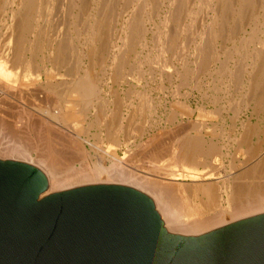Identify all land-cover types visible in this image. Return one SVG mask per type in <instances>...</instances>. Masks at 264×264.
I'll return each instance as SVG.
<instances>
[{
  "label": "bare ground",
  "instance_id": "6f19581e",
  "mask_svg": "<svg viewBox=\"0 0 264 264\" xmlns=\"http://www.w3.org/2000/svg\"><path fill=\"white\" fill-rule=\"evenodd\" d=\"M90 1L92 3V0ZM100 1H101L100 3L103 4V8L99 7L101 10H97L99 9L97 6H99L100 3L99 5H96L95 4L96 1H95V3L93 4L96 5L97 9H95V11L94 10L92 11L91 9L95 8V6L93 7L91 5L93 7L92 8L90 6L91 7L90 10L92 12L88 11L89 9L87 7L85 9H88L87 10L88 12H86L83 9L84 0H0V25H1L0 26L1 27L0 28V111L2 113L3 109L7 107H9L8 109L13 107L15 110V108L17 109V107H19L18 106L19 103H23L22 100L24 101L26 100L31 102L33 106L35 105V107H37L36 109H38L39 111L45 114L44 115L45 117L40 115L41 117L44 118V120L43 119L41 120V117L39 118V116L37 117L39 118L37 120L36 118L37 114L35 115L33 114L35 112H33L32 108L30 107V110H27L25 109L26 107H24V109L21 108L20 110L21 112L20 114H18L19 118H16V120L14 118L15 121H12L9 118L11 121L5 122L6 119L5 120L1 119L2 121L0 122V134L5 135L7 137L8 142L5 143L3 141L5 144L0 143V156H4L8 158L5 160L18 161L28 165H32L35 168H37L39 171H41L42 174L44 175L45 184H46V188L42 194H49L55 191L64 190L81 185H88V184L112 183L116 185L133 188L138 192L146 195L153 201L154 203L153 209L158 214L163 229L165 230V232L170 234H178L182 236L201 234L203 232L221 227L223 225L229 224L231 222L245 218L247 216L263 213L264 189H262L261 186H260L261 189L258 187L260 191L258 190L254 192L255 191L254 189L253 194L251 193L250 195L249 192L247 193L249 194L248 195L249 200H245V203H243L244 200L242 201L239 200L241 202L235 200V196H234V200L237 202H234L232 200V197L235 194L234 191L238 190V188L235 189L234 184L237 177L239 178L240 174L239 172H237V170H235L236 168H234L235 167L234 163L231 167L233 171L229 173L227 172L228 174H225L224 170L226 169L224 168L225 166L224 164H225V157H227L225 152L227 151L223 152V148H222L223 145L221 146L218 143L219 141L214 142L211 139L208 140L205 139L204 136L205 134L203 132L206 129V125L204 122H201L199 120H198L199 122H197V120L195 122L193 120L194 122L191 123L190 126L186 125L187 128L185 129L184 127H182L183 128L182 129L181 126L182 125L185 126V123L182 124L181 120L176 121L177 120L176 116L178 115L174 114L173 117L171 116L172 123L178 122V124L176 125L178 126L177 128L182 129L179 131L180 132L182 131L181 132L182 134L183 132L184 134L186 133L185 138H184V134L183 136L181 135L183 137V139L182 137L180 139L181 143L178 141V143L180 144L179 151H177L178 149L176 151L175 149L173 150L167 149L168 147L164 146L162 142L163 140L161 141L162 138L160 139V137L163 135V133H161L163 132L162 130L160 133L154 134L153 137L150 136L151 138L149 140H146L147 143H141L140 141V143L137 144V147L134 144L137 149L134 150L136 155L138 154L148 155V157L150 156L151 158L156 159L157 163L161 158L164 157L170 159V161H168L169 163L166 161L167 164L161 163L160 165H155L150 163L151 166L149 165L147 167L145 166L146 167L145 171H142L141 174H137L134 173L133 169L128 164L129 162L133 163L132 162L134 160L133 156H135L133 154V145L132 142H130V140L134 139L133 117L135 116L139 117V115H141L142 117L143 111L139 106L137 107L133 104V100H134L133 97L130 98L129 100L130 102L128 101L129 103L126 105V109H124V112L123 109H121L122 107L119 103L120 108H118V110L120 109V111L115 110L118 113L116 112L115 113L116 115L114 114L115 116L118 117L117 118L114 116V118L117 119V121L114 124L116 126L115 127L116 130L122 131L125 129V128L123 129L124 126L127 128L126 132L129 137L127 136V140L124 143H122L124 144L125 156L127 157V159H124V157L121 158L116 155L117 148L119 147V145H117V143H119V140H117L115 137L111 138L114 136L113 134H111V136L109 134L113 131L111 127H109V129L111 128L112 130L111 132H109V130L107 129L105 130L107 132L100 131L99 134L96 133V135L98 134L96 138L93 139V141H90L89 139L84 138L76 131V124L78 121H76L75 118L79 119L80 117L83 118L84 120L86 119L85 121H87L89 115L91 117V113H93L96 119H94L93 117L92 120H94L95 122L97 121L96 124L99 123L101 120L99 119L98 116H100L102 120L103 118L104 120L109 119L108 117L111 115V113H113V110L110 109L109 112H107L108 110L107 106L101 105L102 107L101 109L99 108V110H97V107L94 106L95 109L92 108L93 112H91L89 108L88 110L87 108H85L86 105L84 106V103H86L88 98L91 99L92 97L87 96L88 97L87 98L85 96L87 98L85 100V98L83 97V91H81V88L79 87V83L81 84V82L85 81L84 79H82V77L90 73V68H92L90 67L91 64L92 66H97V64H100V63H96L95 55L97 52L99 53L98 50L101 48L100 43H102L101 42L102 39L105 42L106 40H109L107 38L109 37L111 38L110 35L112 33V30H114L112 34L114 37V40H112L113 45L112 43L110 44L111 47L106 52L107 55H105L103 58L102 61L104 63V64L102 63L104 65L103 69L105 71L108 68L115 69L116 67L120 72V68L125 69L126 67H128V65H130L129 55L133 51V45L135 42L133 41V35L135 34L141 39L146 36L147 31L151 28L147 29L145 27L144 23L146 21L144 20L143 17L146 13H148L149 8H155V7L156 8L162 7V9L160 10L161 11L160 14L159 12L155 13L157 14L156 15L157 21H155L153 19L154 16H150L149 13L146 16L147 22H149L151 27L153 26V30L152 32H150V34L152 33V38H153L152 46L154 47V49L152 52H149L148 55L151 56V58L154 57V59H156L155 63H158L156 62L157 60L166 62L167 58L165 57V55H168L170 51L171 53L175 52L174 56L172 57L175 58L181 56L182 66L178 69L174 68V70L170 72L172 75L173 74L176 76L179 75L180 78L182 77L186 82H190V80L195 76V73L197 72L200 73L199 71L201 70L202 72L203 70H206L208 76L213 75V73L216 75L219 73L220 75L225 73L226 75L220 77L221 79L220 80L218 79L219 81L217 82H219L218 84H221L226 90H228V87H230L229 85L231 83L233 84L234 81L235 84L239 83L238 80L241 81V79L243 78L244 79L243 82H246V83L242 82L243 86L246 85L244 92L245 98L238 100L240 101L243 100L244 107H248L247 105L251 102L252 99L255 98V95H257L258 93L257 90L260 88L259 85L264 83V82L262 83L260 82L261 78L259 79L258 76L260 75L259 72L261 71L262 64H264V55H263L264 0H124V1L121 0L122 2L125 3L126 6L131 7V9L126 7L124 8L123 11L119 9L122 12H119L114 8L116 7L115 5L118 4L117 0H100ZM58 4L62 6L61 8L64 10L62 12L64 13L67 12V14L64 13L62 14L66 16V19L63 16V20L64 21L66 20L63 24H60V19L58 20L59 21L58 23L56 22L55 19V16L57 15L55 14V11L62 10L61 8L57 9V7L59 6ZM198 13L204 14L205 16L202 15L203 17H201L200 27L195 28L194 21L195 19H197L196 15ZM68 14H70L69 16H72V18L70 19L75 20L73 22L72 21L70 22L71 25L68 23L71 26V28H67L68 24H66V22H69L67 20L69 17ZM6 16H8L7 19H5ZM194 17L196 18L194 19ZM91 19H93L92 22L90 21ZM204 19L206 20L204 21ZM229 21L230 22L233 21V23L237 25L238 27L237 29L240 30L241 32L240 34L243 35L244 38V39L242 38L243 40L239 41L238 39V42H240L239 46L243 48L244 46H248V48H246V51L243 53L242 58L241 59L238 58L239 66L237 65L238 64L237 61L231 64L232 66L227 65L229 61L232 62L235 61L234 54L235 53L237 54L239 52L238 46L235 44V42L233 43L231 49L221 47L224 46L223 43L222 45H220V47L218 45L220 38H222L223 36L228 38L226 40L231 39L232 42L237 37L235 34V31L237 29L234 31V34L236 36L235 38L233 33H230L231 30L234 29L235 27H233L231 30L227 28V26L230 25V24L228 25ZM244 22H246L245 23L246 25H248L249 22H254L255 25V27H253L252 25L253 28L248 33V36H245L243 34V32L246 30L244 29L245 28ZM233 23L231 25L235 26ZM169 25H171V27L173 26L172 30H170L171 28L169 29ZM256 25L258 26L260 25L258 30L255 29L257 27ZM53 29H59V30L55 31ZM133 30H135L134 33ZM222 40L223 39H221V41ZM255 44H259V47L257 49L256 48L253 49V47H249L250 45L256 46ZM108 46L109 45H107V49ZM104 48L106 49V45ZM243 48H241V50ZM98 53L96 55L97 57L98 55H100ZM221 55H223V58L221 57ZM164 58H166V60H164ZM130 59L133 60V57ZM137 59L139 58L137 57ZM145 61H150V59L148 57L147 58L145 57ZM165 62H163L162 64L160 63L161 67L162 66L164 67ZM137 64L139 65V63ZM151 65L153 64L151 63ZM66 66H70L71 69L75 70L74 73L77 72L78 74V76L76 75L75 78L74 75L72 74L73 79L71 80V82L66 81L64 78L57 79L58 77L57 75L60 73L59 69L65 68ZM155 67L156 65L154 66V68ZM53 68H55L54 70L56 72H54V70L52 71ZM137 68H139V66ZM129 69L132 70L133 68L131 69V67L130 68L128 67L127 70L130 71ZM81 71H83L82 74ZM158 73L160 74V72ZM66 74H64V76H66ZM128 75H130V73H128ZM64 76L62 75V77ZM120 77H122V75ZM195 78L196 76L194 77V79ZM197 79L199 78L197 77ZM197 79L194 84L198 86ZM137 80H141V79L139 78ZM25 81L27 82L24 83ZM208 83L210 82H207V84ZM103 84L106 83L104 82ZM84 87L86 88V86ZM211 87H213V85ZM261 87L263 86L261 85ZM213 88L215 89L218 88L217 84H215ZM260 89L262 90H260L259 92L260 94L257 99H260L259 101L261 102V98L262 100L264 99V88H260ZM130 91L131 90H129V92ZM173 91L174 89L172 90V92ZM142 93H145V89L143 90ZM147 96H149V94L146 95V97L144 95L142 96L140 95L139 98L141 101H146L148 99ZM173 96H175L174 93ZM134 97L138 98V95ZM215 99L216 97L214 98V100ZM115 100L116 99H114V101ZM112 104L113 103H111V105ZM145 104L147 103L145 102ZM257 104H261V103H257ZM78 105H80L81 109L79 108ZM148 105L150 106L152 104H150L149 102ZM229 105L227 104V108ZM77 107L80 110H78ZM221 107H223V105H221ZM146 109H147L146 111H148L150 107L149 109L148 108ZM7 111L10 112L12 110L10 111L7 110ZM39 111L38 113L40 114ZM151 114H153V112ZM2 115H3L2 117H4L3 113ZM181 115L182 114H180V116ZM206 115L208 116V113ZM9 117L12 118L15 116H9ZM143 120L144 121L142 122L146 121L145 118ZM56 121L60 122L61 124L57 123ZM85 121L83 123H85ZM105 121H103L104 123L100 122L99 124H105ZM90 122L92 123L91 119L89 122H86V124L88 125L84 124L85 125L84 127L88 126L85 129H89L91 126H93ZM19 123L21 125L24 124V127L18 125ZM35 124H37L38 128L40 126L38 133L42 131L47 138L50 132L57 134L59 136L58 138L62 139V141H66V144H68L67 146L70 145L72 148L78 151L77 152L78 154L79 153L82 154L80 156L86 155L85 149L88 147V151L90 152L91 155L94 156V159L92 160V164H91L92 166L89 165V167H85L83 169H77V170L74 169L75 167L74 168L72 167V162L64 161V159L62 160L61 159L62 157L60 158L61 154H59L60 156H57L58 153L55 154L54 150H52L53 147H50V145H52L49 144L50 142L48 143L49 146L45 143L46 145L41 147V149H43L44 151L42 150L41 154L37 159L32 158L31 151L38 146L35 145V143H33L32 141L34 137L31 139L30 136L31 135L30 132L32 133L35 130L34 128ZM64 125H66V127H64ZM136 125H134L135 126L134 128L137 129L139 127V129H141L142 127L143 129V127L147 126L148 124H145L144 126L143 124H139V126L137 125L138 127ZM176 126L174 127L176 128ZM250 126L248 124L247 125L243 124L241 128H244V130L247 132L249 131L257 132L256 135H258V139L260 142L259 148L261 153H258L257 155L255 154L253 159L250 158L246 162L245 160L244 161L237 160V161L240 164L239 165L240 168L242 169L251 165V167L253 168L254 167L258 168L259 166L264 171V126L263 127L262 126L255 127L254 125L252 127ZM97 127L100 128V126L98 125ZM210 129L213 130L212 127ZM190 132L193 134H191ZM103 133L104 136L106 135V133L109 134L110 136L108 137L109 139L108 147L110 148L109 150L108 149L105 150L104 148H102L101 143L103 140L102 137ZM179 133L173 132L172 134L173 136L176 135L180 136ZM253 134L255 135V133ZM166 135L168 136V133ZM219 136H221L220 133ZM248 139L249 138H247L246 136L240 139L238 143L239 145L238 147H240V145L242 147L244 145H248L249 144ZM235 147L237 148V146ZM256 148L258 149V147ZM138 150L140 151V153H138L139 152ZM89 152L87 153L88 157L91 156ZM154 159L152 160L154 163H156ZM0 160H4V159H0ZM89 160L91 161V159ZM227 165L230 166L228 163ZM82 166H84V164H82ZM86 166L88 165L86 164ZM239 170L241 173V169ZM248 170L246 173H248ZM254 176L256 177V175ZM249 178L247 177V179ZM238 181L239 179L236 181V183H238ZM244 181L246 182V179ZM252 183L253 182L251 181L250 184ZM242 186L243 185H241V189ZM249 196L251 199L249 198ZM237 197L238 196H236V199ZM212 198L215 199L214 200V204H216L215 206L221 208V211L218 210L220 213H218L217 211L218 214H215L216 216L214 215L213 217H208V216L205 217L204 214L208 210V209L206 210L208 201L212 200ZM208 205L213 206V204L210 203Z\"/></svg>",
  "mask_w": 264,
  "mask_h": 264
},
{
  "label": "water",
  "instance_id": "95a60500",
  "mask_svg": "<svg viewBox=\"0 0 264 264\" xmlns=\"http://www.w3.org/2000/svg\"><path fill=\"white\" fill-rule=\"evenodd\" d=\"M45 188L34 166L0 160V264H264V212L182 236L133 188Z\"/></svg>",
  "mask_w": 264,
  "mask_h": 264
},
{
  "label": "rangeland",
  "instance_id": "374dc122",
  "mask_svg": "<svg viewBox=\"0 0 264 264\" xmlns=\"http://www.w3.org/2000/svg\"><path fill=\"white\" fill-rule=\"evenodd\" d=\"M95 1H96V3H95ZM121 3H120V2ZM122 1H124V0H122ZM121 0H117V5H115L116 7H114L117 11H119V12H122L123 10H124V8H126V7H128L129 9H131V7L130 6H126L125 5V3L124 2H122ZM90 2V3H89ZM101 1L100 0H92V3H91V1L90 0H84V6H83V9L86 11V12H88V11H95V9H97L96 8V5H99V3H100ZM93 3H95V4H93ZM123 4V5H122ZM59 5V4H58ZM94 7L95 6V8H93L92 6ZM120 5H122V6H120ZM60 6V5H59ZM57 7V9H60L62 6H60V7ZM89 6V7H88ZM93 8V9H91V7ZM88 8V9H85V8ZM98 8L100 7H102L103 8V4L102 3H100V5L99 6H97ZM97 9V10H101V9ZM62 9V8H61ZM91 9V10H90ZM119 9H121L122 11H120ZM156 9V10H155ZM162 9V7L160 8V7H155V8H149V10H150V12H149V10H148V13L150 14V16H154L153 17V19L155 20V21H157V14H155L156 12L158 13L159 12V14L161 13V10ZM88 10V11H87ZM155 10V11H154ZM62 11H64L63 9L60 11V10H56L55 11V14H57L56 16H55V19H56V22L58 23L59 21V19H60V24H63L65 21L63 20V16L65 17V19H66V16L65 15H62L64 12H62ZM91 11V12H92ZM153 11V12H152ZM58 12H59V14H58ZM152 12V13H151ZM148 13H146L145 15H144V20L146 21L145 23H144V25H145V27L147 28V29H149V28H151V29H149L148 31H147V34H146V36L144 37V38H140V37H138V36H136L135 34L133 35V41H135L134 42V45H133V51L130 53V57H129V60H130V65H128V67L130 68L131 67V69L132 70H130V71H128L127 70V68L128 67H126L125 69H123V68H120V72H119V70L115 67V69H116V71H115V69H113V68H108L107 70H105L104 71V69H103V58H104V56L105 55H107V51L109 50V48L111 47V43H112V45H113V41L112 40H114V37H113V31L114 30H112V33H111V38L109 37V38H107V39H109V40H106L105 42L103 41V39H102V43H100L101 44V48L98 50L99 51V53L98 54H100V55H98V57L96 56L97 55V53H96V55H95V60H96V63H100V64H97V66H92V64H91V66L90 67H92V68H90V73L88 74V75H85L84 77H82V79H84L83 81L84 82H81V84L79 83V87L81 88V91H83V97L85 98V100L90 96V97H92L91 99L90 98H88L87 99V101H86V103H84V106H85V108H87V110H88V108L90 109V111L91 112H93V110H92V108L93 109H95V107H97V110H99V108L101 109V105H103V106H107V108H108V110H107V112H109V110L110 109H112L113 110V113H111V115L108 117L109 119H105L106 121L107 120H109V121H105L104 120V118H103V120H102V118L100 117V116H98L99 117V119H101L100 120V122H102V123H104L103 121H105V124H99V123H97L96 124V122L94 121V120H92L93 119V117H94V119H96L95 118V116L93 115V113H91V117H90V115H89V118H87V121H85L83 118H80L79 117V119H77V118H75L76 119V121H78L77 122V124H76V131L80 134V135H82L84 138H87V139H89L90 141H93V139H95L96 138V136L100 133V131L101 132H103V131H105L106 129L107 130H109V132H111L112 130V132L111 133H109L110 134V136H111V134H113L114 136L113 137H111V138H116L117 140H119V143H117V145H119V147L117 148V151H116V155L117 156H119V157H121V158H123L124 157V159H127V157L125 156V150H124V144H122V143H124L126 140H127V136H128V134H127V128L124 126L123 127V129L124 130H122V131H118V130H116V126L114 125L115 124V122L117 121V119L116 118H114V116L116 115L115 113L117 112V111H115V110H118V108H120V106H119V103H120V105H121V109H123V112H124V109H126V105L130 102L129 100H130V98H132L133 97V104L135 105V106H139L141 109H142V117H141V115H139V117L138 116H135V117H133V124L134 125H138L139 126V124H143V126L145 125V124H148L147 126H145V127H143V129H142V127H141V125H140V127H141V129H139V127L136 129V128H134L135 126L133 125V133H134V135H133V140H130V142H132V145H133V154L135 155V156H133L134 158V160L132 161L133 163H128L130 166H131V168L133 169V171H134V173H137V174H141L142 173V171H145V168L149 165V166H151L150 165V163H152V164H155V165H160L161 163H164V164H167L166 163V161L168 162V161H170V159L169 158H167V157H164V158H161L159 161H158V163H157V161H156V159H154V158H151L150 156L148 157V155H144V154H138V155H136V153H135V151L134 150H137L136 149V147H137V144L138 143H140V141H141V143H147V141L146 140H149L151 137H153L154 136V134H158V133H160L161 132V130L163 131V132H161V133H163V135L160 137V139H161V141L163 142V144H164V146H166V147H168L167 149H175V151L177 150V151H179V148H180V144L178 143V141L181 143V141H180V139H181V137L183 136V134H184V132H183V134L179 131V130H182L183 128L182 127H184L185 129L187 128V126H190L191 125V123H193L194 121L196 122V120H197V122H199V121H201V122H204L205 123V125H206V129H208V130H206L205 129V131L203 132L205 135V139H211L212 141H214V142H217V141H219L218 143L222 146V148H223V152H225V151H227V152H225L226 153V156L227 157H225V166H224V168L226 169V170H224L225 171V174H228L229 172H232L233 171V169H231V167H232V165H233V163H234V168H236L235 170H237V172H239V178L237 177V179H236V181L239 179V181H238V183H236V181H235V184H234V186H235V189H237L238 188V192L237 191H234L235 192V194L233 195V197H232V200L234 201V202H237V201H239V200H244V202L243 203H245V200H249L248 199V195L250 194L251 195V193L253 194V191H254V189H255V191L254 192H256V191H260V189H261V187H262V189H264V175H262V174H264V171L261 169V167H259L258 166V168H256V167H251V165H249V166H247V167H245V168H240V164L238 163V161L237 160H242V161H244L245 160V162L246 161H248V159H250V158H252L253 159V157H254V155L256 154H258V153H261L260 152V148H259V144H260V142H259V139H258V135H256L257 134V132L255 131H249V132H247V131H245L244 130V128H241L242 127V125L243 124H245V125H251L250 127H252L253 125L256 127V126H264V107H263V105H264V99L262 100V98H261V102L259 101L260 99H257L258 97H259V92H260V90H262V89H260V88H264V83H262V82H264L263 80H264V64H262V68H261V71L259 72V74L260 75H258L259 76V79L261 78L262 79V81H261V79H260V82L262 83L261 85L263 86V87H261V85H259L260 86V88L257 90V95H255V98L254 99H252L251 100V102L247 105L248 107H244V103H243V100L242 101H240V100H238V99H244L245 97V86L246 85H244L243 86V83H246V82H243L244 81V79L242 78L241 79V81L240 80H238L239 81V83L241 82H243L242 84L240 83H236L235 84V81H234V85L232 84H230L229 86L230 87H228V90H226L221 84H218L219 82H217V81H219L221 78L220 77H223V75L225 76L226 74L224 73V74H222V75H220V73L219 74H214L213 73V75H209L208 76V74L206 73V70H203V72H202V70L201 71H199L200 73H195V76H196V78L194 79V77L190 80V82H186L182 77L180 78V76L179 75H172L170 72H172L173 70H174V68L176 69H178V68H180L181 66H182V61H181V56H178V57H172V56H174V54H175V52H172L171 53V51H170V53L168 54V55H165V57L167 58V60H166V58H164V60H166V62L165 61H159V60H157L156 62H158V63H155V60L156 59H154V57H152L151 58V56H149L148 55V53L149 52H152L153 51V49H154V47L152 46L153 45V38H152V33L150 34V32H152V30H153V26L151 27L150 26V24H149V22H147V20H146V16L148 15ZM211 13V12H210ZM62 16H61V15ZM64 14H67V12L66 13H64ZM153 14V15H152ZM208 14V13H207ZM212 14V13H211ZM70 14H68V16H69ZM200 15V16H199ZM202 15H204V14H197L196 15V17H197V19H195L196 17H194V19H195V21H194V26H195V28H197V27H200V25H201V17H203ZM67 16V17H68ZM156 16V17H155ZM205 16V15H204ZM8 18V16H6L5 17V19H7ZM61 18H62V20H61ZM70 18H72V16H69L68 17V21L69 22H66V24H70L71 25V21L73 22V21H75L74 19H70ZM198 19H199V21H198ZM206 19H204V21H205ZM91 22L93 21V19H91L90 20ZM54 23H55V20H54ZM233 23V21H229L228 22V25L229 26H227V28L228 29H232L233 27H235L234 29H232L231 30V32L230 33H233V35H234V40H233V42L231 41V39L230 40H226V39H228V38H226V37H222V38H220V40H219V43H218V45H219V47H220V45H222V43H223V45L224 46H221V47H223V48H227V49H231L232 48V46H233V43L235 42V44L238 46V53L236 54H234V58H235V61H229L228 62V66H230L231 64H233L234 62H236L237 61V65L239 66V59H241L242 58V56H243V53L246 51V48H248V46H244V48L243 47H241V46H239L240 45V42H238V39H239V41H241V40H243L244 38H243V35L242 34H240L241 32H240V30H238L237 28V25H235V23H233L235 26H232L231 24ZM246 22H244V25H245V28L244 29H246L244 32H243V34L245 35V36H248V33L251 31V29L253 28V27H255V25H254V22H249V24L248 25H246L245 24ZM65 24V25H66ZM67 25V28H71V26L70 25ZM199 24V25H198ZM149 25V26H148ZM252 25H253V27H252ZM1 26V25H0ZM69 26V27H68ZM257 27L255 28V29H257L258 30V28H259V26L258 25H256ZM230 27V28H229ZM1 28V27H0ZM61 28V27H60ZM171 28V29H170ZM65 29V28H64ZM169 29L170 30H172L173 29V26L171 27V25H169ZM237 29V30H236ZM53 30H55V31H58L59 29H53ZM151 30V31H150ZM229 30V31H230ZM237 32H236V31ZM256 30V31H257ZM233 31V32H232ZM234 31H235V34H236V36H235V34H234ZM247 31V32H246ZM135 32V30H133V33ZM246 32V33H245ZM240 34V35H239ZM247 34V35H246ZM257 35V34H256ZM135 37V38H134ZM138 37V38H137ZM243 38V39H242ZM221 39H223L222 41H221ZM237 39V40H236ZM137 40H139V41H137ZM137 41V42H136ZM144 41V42H143ZM148 41V42H147ZM152 41V42H151ZM237 41V42H236ZM109 42V43H108ZM138 43H139V45H138ZM238 43V44H237ZM142 44V45H141ZM105 45H106V49L104 48L105 47ZM107 45H109L108 46V49H107ZM144 45V46H143ZM146 45V46H145ZM256 46H252V45H250L249 47H253V49H257L258 47H259V44H255ZM150 46H151V49H150ZM230 46V47H229ZM148 47V48H147ZM218 47V48H219ZM104 48V49H103ZM241 48H243L242 50H241ZM135 49V50H134ZM150 51H149V50ZM106 50V51H105ZM102 52V53H101ZM264 52V51H263ZM145 53V54H144ZM182 53V52H181ZM240 53H241V56H240ZM104 54V55H103ZM151 54V53H150ZM237 55V56H236ZM263 55H264V53H263ZM139 58V59H137V57ZM153 56V55H152ZM154 56H155V54H154ZM169 56H171V57H169ZM236 56V57H235ZM133 57V60L132 59H130V58H132ZM145 57L147 58H149L150 59V61H145ZM221 57L223 58V55H221ZM171 58V59H170ZM178 58V59H177ZM236 58H237V60H236ZM239 58V59H238ZM135 60H137V61H135ZM140 60H141V62H142V64H141V62H140ZM175 60H176V62H175ZM108 62V61H107ZM139 63V65L137 64V63ZM155 66L156 65V69L154 68V66L153 65H151V63ZM163 62H165V64H164V67L162 66L161 67V64L163 63ZM95 63V64H96ZM103 63V64H102ZM161 63V64H160ZM169 63H170V65H169ZM179 63H181V64H179ZM230 63V64H229ZM94 64V65H95ZM132 64V65H131ZM74 65V64H73ZM72 65V66H73ZM100 65H101V67H100ZM150 65H151V67H153V68H151L150 67ZM166 65H167V67H166ZM169 65V66H168ZM98 66H99V68H98ZM139 66V68H137ZM149 66V67H148ZM232 66V65H231ZM68 67V68H67ZM148 67V68H147ZM170 67H171V69H170ZM168 68V69H167ZM49 69H51V68H49ZM55 68H53L52 69V71L54 70ZM68 69V70H67ZM69 69H71L70 68V66H66L65 68H61V69H59V74L57 75L58 77H57V79L58 78H60V79H62V78H64L66 81H68V82H71V80L73 79V75H74V78L76 77V75L78 76V74H77V72H75L74 73V71L75 70H73V69H71V70H69ZM94 69V70H93ZM110 69V70H109ZM150 69V70H149ZM93 70V71H92ZM115 72H114V71ZM121 70H122V72H121ZM124 70V71H123ZM126 70V71H125ZM138 70V71H137ZM140 70V71H139ZM143 70H144V72H143ZM167 70H169V71H167ZM180 70V69H179ZM149 71V72H148ZM165 71V72H164ZM54 72H56L55 70H54ZM138 72H140V73H138ZM148 72V73H147ZM158 72H160V74L158 73ZM166 72H168V73H166ZM68 74V76H67V74H66V76H64V74ZM83 73V71H81V74ZM93 73H94V76H93ZM121 73V74H120ZM127 73V74H126ZM128 73H130V75H128ZM132 73V74H131ZM165 73V74H164ZM207 75H206V74ZM263 73V74H262ZM64 76V77H62V75ZM73 74V75H72ZM197 74V75H196ZM59 75H61V76H59ZM117 75V76H116ZM122 75V77H120ZM142 75V76H141ZM161 75V76H160ZM163 75H165V76H163ZM216 75V76H215ZM56 76V75H55ZM130 76V77H129ZM174 76V77H173ZM175 76H176V78H175ZM209 78H208V77ZM246 76H248V75H246ZM68 79H66V78ZM90 77V78H89ZM108 77V78H107ZM119 77V78H118ZM138 77V78H137ZM143 77V78H142ZM148 77V78H147ZM178 77V78H177ZM197 77L199 78V79H197ZM112 78V79H111ZM132 78V79H131ZM141 79V80H137V79ZM154 78V79H153ZM162 78V79H161ZM166 78H167V80H169V81H167L166 80ZM204 78H205V80H204ZM215 78H216V80H215ZM241 78V77H240ZM70 79V80H69ZM92 79H93V81H92ZM110 79H111V81H110ZM127 79V80H126ZM144 79V80H143ZM196 79L198 80L196 83L198 84V86L196 85V84H194L195 83V81H196ZM202 79V80H201ZM207 79V80H206ZM214 79V80H213ZM219 79V80H218ZM201 80V81H200ZM236 80H237V78H236ZM92 81V82H91ZM107 81V82H106ZM114 81V82H113ZM140 81V82H139ZM27 81H25L24 83H26ZM106 83V84H103V83ZM201 82H203V83H201ZM207 82H210V83H208L207 84ZM217 82V83H216ZM185 83H187V84H185ZM201 83V84H200ZM205 83V84H204ZM22 84H23V81H22ZM102 84V85H101ZM118 84V85H117ZM129 84V85H128ZM194 84V85H193ZM211 84V85H210ZM215 84H217V87L218 88H213L214 86H215ZM240 86H238V85ZM42 85V84H41ZM81 85V86H80ZM126 85V86H125ZM185 85V86H184ZM190 87H189V86ZM209 85H210V88H209ZM213 85V87H211ZM235 85H237V86H235ZM30 86V85H29ZM28 86V87H29ZM35 86V85H34ZM84 86H86V88L84 87ZM118 86V87H117ZM142 86V87H141ZM157 86H158V88H157ZM178 86V87H177ZM31 87V86H30ZM110 88V89H108V88ZM153 87V88H152ZM191 87H193V88H191ZM201 87V88H200ZM208 87V88H207ZM244 89H243V88ZM127 88V89H126ZM163 88V89H162ZM166 88V89H165ZM200 88V89H199ZM222 88H223V90H224V92H223V90H222ZM232 88V89H231ZM235 88H237V89H235ZM241 88V89H240ZM84 89V90H83ZM100 89V90H99ZM145 89V93H142L143 92V90ZM160 89V90H159ZM171 89V90H170ZM174 89V91L172 92V90ZM89 90V91H88ZM110 90V91H109ZM121 90V91H120ZM129 90H131L130 92H129ZM157 90H158V92H157ZM177 90V91H176ZM85 91V92H84ZM104 91V92H103ZM119 91V92H118ZM176 91V92H175ZM205 91V92H204ZM232 91V92H231ZM235 91V92H234ZM241 91V92H240ZM107 92V93H106ZM178 92H179V95H178ZM96 93V94H95ZM106 93V94H105ZM132 93V94H131ZM147 93V94H146ZM173 93H174V95L175 96H173ZM205 93V94H204ZM235 93V94H234ZM255 93V94H256ZM123 94H124V96H123ZM149 94V96H147V100L146 101H141L140 100V95L142 96V95H144L145 97H146V95H148ZM185 94V95H184ZM223 94V95H222ZM243 94V95H242ZM94 95V96H93ZM110 95V96H109ZM115 95V96H114ZM136 95H138V98H135L134 96H136ZM213 95V96H212ZM222 95V96H221ZM87 98H86V97ZM96 96V97H95ZM120 98H119V97ZM122 96V97H121ZM186 96V97H185ZM233 98H232V97ZM94 97V98H93ZM118 97V98H117ZM153 97V98H152ZM216 97V99L214 100V98ZM219 97H220V99H219ZM223 97V98H222ZM242 97V98H241ZM100 98V99H99ZM99 99V100H98ZM112 99V100H111ZM114 99H116L115 101H114ZM118 99H119V101H118ZM150 99H152V100H150ZM209 99V100H208ZM103 100H104V103H103ZM204 100V101H203ZM218 100H220V101H218ZM233 100V101H232ZM97 101V102H96ZM100 101V102H99ZM106 101V102H105ZM117 101V102H116ZM129 101V102H128ZM141 101V102H140ZM213 101H215V102H213ZM228 101H230V102H228ZM240 101V102H239ZM259 101V102H258ZM263 101V102H262ZM22 102L23 103H19L18 104V106L19 107H17V109L15 108V110H14V108L12 107V108H10V109H8L9 107H7V108H4L5 109V111H4V109H3V111H2V113L4 114V117H2L3 115H2V113H1V111H0V122L4 119H6L5 120V122L6 121H15L16 120V118H19V116H18V114H20V110H21V108H23L24 109V107H26L25 109H27V110H30V107L32 108V110H33V112H35V113H33L34 115L35 114H37L36 115V118L39 116V118L41 117V116H43V117H45L44 115V113L43 112H41V111H39L38 109H36L37 107H35V105L33 106L32 104H31V102H29V101H24V100H22ZM93 102V103H92ZM96 102V103H95ZM145 104V102L147 103V104H143V103ZM149 102H150V104H152V105H148L149 104ZM239 102V103H238ZM255 102V103H254ZM111 103H113L112 105H111ZM116 103V104H115ZM125 103V104H124ZM214 103H216V104H214ZM257 103H261L262 104V106H261V104H257ZM154 104V105H153ZM227 104L229 105L228 106V108H227ZM239 104V105H238ZM28 105H30V106H28ZM98 105V106H97ZM150 107V109H149V107ZM219 105V106H218ZM221 105H223V107H221ZM237 105V106H236ZM257 105V106H256ZM260 105V106H259ZM79 106V108L81 109V107H80V105H78ZM95 106V107H94ZM143 106V107H142ZM196 106V107H195ZM199 106V107H198ZM236 106V107H235ZM241 106V107H240ZM170 107V108H169ZM238 107V108H237ZM252 107H254V108H252ZM78 108V107H77ZM78 108V110H80ZM83 108V107H82ZM116 108V109H115ZM146 108H148L149 110L148 111H146L147 109ZM219 108V109H218ZM221 108V109H220ZM233 108V109H232ZM242 108V109H241ZM252 108V109H251ZM258 108V109H257ZM12 110V111H10V112H8L7 110ZM35 109H36V111H35ZM172 109V110H171ZM212 109V110H211ZM224 109V110H223ZM227 109V110H226ZM232 109V110H231ZM235 109V110H234ZM262 109V110H261ZM2 110V109H1ZM103 110V109H102ZM175 110V111H174ZM204 110V111H203ZM210 110V111H209ZM237 110H238V112H237ZM260 110V111H259ZM16 111H18V112H16ZM38 111L40 112V114L38 113ZM115 111V112H114ZM118 111H120V109L118 110ZM155 111V112H154ZM173 111V112H172ZM185 111V112H184ZM233 111V112H232ZM15 112V113H14ZM146 112V113H145ZM153 112V114H151ZM168 112V113H167ZM212 112V113H211ZM241 112V113H240ZM256 112V113H255ZM10 113V114H9ZM42 113H43V115H42ZM118 113V112H117ZM148 113H149V115H148ZM171 113V114H170ZM178 113V114H177ZM182 114L181 116H180V114ZM198 113V114H197ZM208 113V116L206 115ZM210 113H211V115H210ZM235 113V114H234ZM6 114V115H5ZM110 114V113H109ZM115 114V115H114ZM174 114H176V115H178V116H176V118H177V120L176 121H180L181 120V123L183 124V123H185V126H181V128L182 129H179V128H177L178 126H176L177 124H178V122L176 123V122H173L172 123V118H171V116L173 117V115ZM255 114V115H254ZM41 115V116H40ZM113 115V116H112ZM217 115V116H216ZM221 115H223V116H221ZM232 115H234V116H232ZM9 116H15V117H9ZM165 118H164V117ZM211 116V117H210ZM213 116V117H212ZM221 116V117H220ZM232 116V117H231ZM7 117H8V119H7ZM43 117H41V120L43 119L44 120V118ZM113 117V118H112ZM115 117H117V116H115ZM171 119H170V118ZM234 117V118H233ZM11 120H10V119ZM14 118H15V120H14ZM39 118H37V120L39 119ZM118 118V117H117ZM138 118V119H137ZM141 118H145L146 119V121L145 122H142V121H144L143 119H141ZM2 119V120H1ZM85 121V123H83L84 121ZM90 119H91V121H92V125L93 126H91L89 129H85V128H87L88 126H86V127H84L85 125H88V124H86V122H89L90 121ZM72 120V119H71ZM74 120V119H73ZM165 120V121H164ZM169 120H171V121H169ZM194 120V121H193ZM199 120V121H198ZM207 120V121H206ZM245 120V121H244ZM75 121V120H74ZM169 121V122H168ZM188 121V122H187ZM242 121V122H241ZM57 122V121H56ZM150 122V123H149ZM262 122V123H261ZM57 123H60V122H57ZM145 123V124H144ZM188 123V124H187ZM211 123V124H210ZM223 123V124H222ZM61 124V123H60ZM85 124V125H84ZM113 124V125H112ZM216 124V125H215ZM18 125H21L20 123L18 124ZM54 125V124H53ZM97 125L98 126H100V128L99 127H97ZM204 125V126H205ZM209 127H208V126ZM235 125V126H234ZM22 127H24V124L23 125H21ZM39 126V125H38ZM94 126H96L97 127V129H96V127H94ZM102 126V127H101ZM157 126V127H156ZM168 126V127H167ZM174 126H176V128L174 127ZM213 126H215V127H213ZM223 126V127H222ZM231 126V127H230ZM233 126V127H232ZM238 126V127H237ZM21 127V128H22ZM64 127H66V125H64ZM93 127V128H92ZM109 127H111L112 128V130H111V128L109 129ZM113 127H114V129H113ZM150 127V128H149ZM173 127V128H172ZM208 127V128H207ZM212 127V129L214 130H211L210 128ZM35 130L31 133L30 132V136H31V139L33 138V143H35V145H38L35 149H33L32 151H31V157L32 158H34V159H37L38 157H39V155L41 154V152H42V150L43 149H41V147H43V146H45L46 144L48 145V143L49 144H52V145H50V147H53L52 148V150H54V152H55V154L56 153H58V155L57 156H60L59 154H61V156H60V158L63 160L64 159V161H69V162H72V167L74 168V169H83V168H85V167H89V165H91L92 164V160L94 159V156L93 155H91L90 154V152L88 151V147L85 149V153H86V155H87V153L89 152V154L91 155V156H89L88 157V155L86 156V155H84V156H80V155H82V154H78L77 152L78 151H76L74 148H72L70 145V147L69 146H67L68 144H66V141H62V139H60V138H58L59 136L57 135V134H55V133H51L50 131V134H48L49 136H48V138L46 137V135H44V133L41 131L40 133H38V130H39V128H40V126H39V128L37 127V124H35ZM37 128V129H36ZM158 128V129H157ZM161 128V129H160ZM174 129V130H172V129ZM217 128H219V129H217ZM86 131H85V130ZM100 129V130H99ZM104 129V130H103ZM136 129V130H135ZM168 129V130H167ZM185 129H184V131H185ZM217 129V130H216ZM114 130H116V131H114ZM240 130V131H239ZM36 131V132H35ZM98 131V132H97ZM143 131V132H142ZM169 131V132H168ZM206 131H207V133H206ZM209 131V132H208ZM222 131V132H221ZM244 131V132H243ZM105 132H107V131H105ZM119 132V133H118ZM168 133V136L166 135L167 133ZM173 132H177V133H179V135L180 136H173ZM217 132V133H216ZM35 133V134H34ZM96 133H98L97 135H96ZM116 134V136H115V134ZM121 133H123V134H121ZM129 133V132H128ZM142 133V134H141ZM171 133V134H170ZM191 133V132H190ZM219 133L221 134V136H219ZM223 133V134H222ZM246 133V134H245ZM253 133H255V135L253 134ZM33 134V135H32ZM39 134V135H38ZM41 134V135H40ZM109 134H107L106 133V135L104 136V133H103V135H102V137H103V140H102V148H104L105 150H109L110 148L108 147L109 146V139H108V137H110L109 136ZM139 134V135H138ZM165 134V135H164ZM186 134V133H185ZM184 134V138H185V135ZM191 134H193V133H191ZM54 135V136H53ZM172 135V136H171ZM182 135V136H181ZM229 135V136H228ZM250 135V136H249ZM151 136V137H150ZM171 136V137H170ZM247 137V138H249L248 139V145H244L243 147L240 145V147H238L239 145H238V143H239V140L240 139H242L243 137ZM40 137V138H39ZM49 137H51V138H49ZM53 137V138H52ZM93 137V138H92ZM129 137V136H128ZM132 137V136H131ZM45 138H47V139H45ZM55 138V139H54ZM137 138H139V139H137ZM143 138V139H142ZM168 138V139H167ZM179 138V139H178ZM228 138V139H227ZM231 138V139H230ZM257 138V139H256ZM40 141H39V140ZM60 139V140H59ZM167 139V140H166ZM182 139H183V137H182ZM214 139V140H213ZM232 139H234V140H236V141H234V140H232ZM6 140V141H5ZM38 140V141H37ZM50 140V141H49ZM64 140V139H63ZM143 140H144V142H143ZM174 140V141H173ZM227 140V141H226ZM6 143V142H8V140H7V137L5 136V135H3V134H0V143H4V142ZM56 143H55V142ZM61 141V142H60ZM123 141V142H122ZM166 141V142H165ZM172 141V142H171ZM175 141H177V142H175ZM232 141V142H231ZM253 141V142H252ZM255 141V142H254ZM42 142V143H41ZM43 142H44V144H43ZM65 142V143H64ZM224 142V143H223ZM235 142V143H234ZM4 143V144H5ZM38 143H40V144H38ZM46 143V144H45ZM60 145H59V144ZM64 143V144H63ZM68 143V142H67ZM171 145H170V144ZM178 143V144H177ZM136 145V147H135V145ZM169 144V145H168ZM250 144H251V146H250ZM49 146V145H48ZM175 146V147H174ZM235 146H237V148L235 147ZM225 147V148H224ZM256 147H258V149L256 148ZM62 148V149H61ZM254 148H256V149H254ZM37 149V150H36ZM59 149V150H58ZM239 149H241V150H239ZM249 149H252V150H249ZM65 150V151H64ZM253 150H255V151H253ZM40 151V152H39ZM44 151V150H43ZM69 151V152H68ZM139 151V150H138ZM138 151H136V152H138ZM245 151V152H244ZM251 153H250V152ZM253 151V152H252ZM53 152V151H52ZM68 152V153H67ZM249 154H248V153ZM138 153H140V151L138 152ZM54 154V153H53ZM54 154V155H55ZM236 154V155H235ZM247 156H246V155ZM251 154V155H250ZM124 155V156H123ZM142 155V156H141ZM231 155V156H230ZM253 155V156H252ZM64 156V157H63ZM68 158H67V157ZM74 156V157H73ZM86 156V157H85ZM137 156V157H136ZM141 156V157H140ZM249 156V157H248ZM91 157V158H90ZM256 157V156H255ZM69 158H70V160H69ZM151 158V159H150ZM236 158V159H235ZM241 158V159H240ZM243 158V159H242ZM246 158H247V160H246ZM0 159H8V158H6V157H4V156H0ZM66 159V160H65ZM74 159V160H73ZM89 159H91V161L89 160ZM137 159V160H136ZM138 159H140V160H138ZM152 159H154V161L156 162V163H154L153 162V160ZM163 159V160H162ZM71 160H73V161H71ZM83 161H84V163H83ZM85 161H87V162H85ZM123 161H125V160H123ZM160 162V163H159ZM231 162V163H230ZM249 162H250V160H249ZM88 165V166H86V164ZM169 163V162H168ZM227 163L230 165V166H228L227 165ZM236 163V164H235ZM82 164H84V166H82ZM127 164V163H126ZM127 164V165H128ZM163 164V165H164ZM250 164V163H249ZM92 166V165H91ZM146 166V167H145ZM81 167V168H80ZM249 167V168H248ZM251 167V168H250ZM228 169V170H227ZM239 169H241V173H240V170ZM248 169H250V170H248ZM239 170V171H238ZM242 170H243V173H242ZM247 170H248V173H246L247 172ZM255 170V171H254ZM253 171V172H252ZM228 172V173H227ZM236 172V173H237ZM254 172H255V174H254ZM258 172H259V174H258ZM262 172V173H261ZM250 174V175H249ZM256 175V177L254 176V175ZM261 174V175H260ZM249 175V176H248ZM243 177H244V179H243ZM247 177L249 178V179H247ZM246 179V182L244 181ZM249 180V181H248ZM257 180V181H256ZM251 181L253 182L252 184H250L251 183ZM245 182V183H244ZM242 183V184H241ZM260 184V185H259ZM241 185H243L242 186V189H241ZM250 185V186H249ZM239 186H240V188H239ZM261 186V187H260ZM254 187H256V188H254ZM260 189H259V188ZM250 188V189H249ZM240 189V190H239ZM243 190V191H242ZM249 192V194H247ZM241 194V195H240ZM234 196H235V200H237V201H235L234 200ZM236 196H238L237 197V199H236ZM252 197V196H251ZM249 198H250V196H249ZM251 199V198H250ZM214 198H212V200H210V201H208V204L210 203V204H213V206L211 207L210 205H208L207 204V208H206V210H207V212L204 214V216L206 217V216H208V217H213L215 214H218V213H220L218 210H220L221 211V208H218L217 206H215L216 204H214ZM212 201H213V203H212ZM241 201H239V202H241ZM216 207V208H215ZM212 210V211H211ZM217 211H218V213H217ZM210 212V213H209ZM216 216V215H215ZM229 223V222H228Z\"/></svg>",
  "mask_w": 264,
  "mask_h": 264
}]
</instances>
